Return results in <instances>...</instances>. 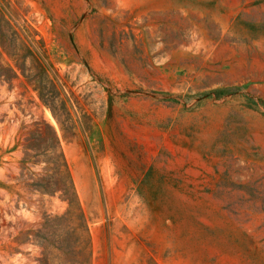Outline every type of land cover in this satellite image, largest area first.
I'll return each instance as SVG.
<instances>
[{
	"label": "rangeland",
	"instance_id": "374dc122",
	"mask_svg": "<svg viewBox=\"0 0 264 264\" xmlns=\"http://www.w3.org/2000/svg\"><path fill=\"white\" fill-rule=\"evenodd\" d=\"M0 14L25 41L8 51L44 48L48 83L28 66L50 105L0 44V264L83 258L45 250L88 236L61 192L30 187L60 184L47 159L22 165L48 125L91 264H264V0H0Z\"/></svg>",
	"mask_w": 264,
	"mask_h": 264
},
{
	"label": "trees",
	"instance_id": "16d2710c",
	"mask_svg": "<svg viewBox=\"0 0 264 264\" xmlns=\"http://www.w3.org/2000/svg\"><path fill=\"white\" fill-rule=\"evenodd\" d=\"M5 29V30H4ZM8 30V32L6 31ZM27 39L31 42V44H40V41L36 39L35 35H33L27 29ZM10 39V42L13 44H19L20 47L23 46V42H25L21 36V34L10 24V22L6 19L4 14H0V44L7 53L10 54L13 61H15L16 66L22 70L23 76L27 79L31 84H35V90L38 91L41 101L44 105L50 107L49 105V97L45 94V87L38 84V80H36V74H33L32 68L28 66V59H32V64H35V67L40 70L41 76H43V82L48 83V76L46 72L42 69L44 65H42V60L46 58V52L44 48L42 49V53H38L35 55L31 50L28 54V50H26V55H21L20 50H16L13 48L11 51H8L6 48V43ZM42 54V55H41ZM12 72L14 71L11 68ZM14 77L17 75L14 72ZM48 129L50 131L49 136H42L39 132L31 139L27 140L24 146L25 158L22 160L23 167L27 165H39L42 161H38L39 157H45L44 162L47 164V168H49V172L52 171L53 176H60V184H39L34 183L31 184L30 187L35 191H40L45 194L55 196L57 193L61 192V198L68 202V209L65 213L64 218H73L75 213L78 212V220L80 221V225L78 229L82 230L87 234L88 240L86 243V247L81 248V244H73L71 241L72 237L75 234L71 233L69 230L64 231L62 235L58 238H54V240H47L48 243L45 247L46 251L57 250L67 256L68 258L75 257L76 254L82 256L81 259L73 260L74 264H91V252L89 256H85L86 250L91 248V239L89 237V226L86 221L85 214L83 209L78 201L73 180L69 171V167L65 160V156L60 147V142L58 137L56 136L54 130L48 125ZM54 141V143H53ZM53 178V177H52ZM52 219L47 217V227L50 226ZM65 236V237H64ZM67 236V238H66ZM78 249V252L76 251Z\"/></svg>",
	"mask_w": 264,
	"mask_h": 264
}]
</instances>
